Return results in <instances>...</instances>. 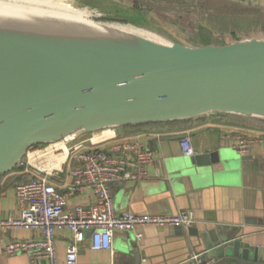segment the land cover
<instances>
[{
	"label": "water",
	"instance_id": "obj_1",
	"mask_svg": "<svg viewBox=\"0 0 264 264\" xmlns=\"http://www.w3.org/2000/svg\"><path fill=\"white\" fill-rule=\"evenodd\" d=\"M245 1L264 8V0ZM123 32L161 50L109 47L73 34L0 36V90L24 83L0 99V177L17 168L32 146L68 144L106 127L120 130L213 111L264 120V36L194 45L168 34L159 33L170 42ZM223 154L218 149L190 155L180 161V171L188 172L193 163L203 167L223 162L238 168L250 158ZM175 228L194 251L205 250L213 258L208 264H264L260 236ZM92 231L87 229L86 236ZM135 246L127 251L138 258Z\"/></svg>",
	"mask_w": 264,
	"mask_h": 264
},
{
	"label": "crops",
	"instance_id": "obj_2",
	"mask_svg": "<svg viewBox=\"0 0 264 264\" xmlns=\"http://www.w3.org/2000/svg\"><path fill=\"white\" fill-rule=\"evenodd\" d=\"M93 2L91 0L92 8H103L100 9L102 12H108L114 18L126 20V14H131L144 24L154 25L160 34H168L174 40L194 45L225 43L223 38L231 41L253 37L248 32H242L243 27L247 26L244 22H250L243 14V6L246 3L250 4L247 6L255 5L256 9L259 8V2L245 0ZM147 16L152 19V23H146ZM239 30L241 33L237 34ZM160 34L157 38H164ZM263 36L264 32L254 37ZM245 118L264 122L257 117L213 111L193 117L149 122L157 123L155 126L142 123L146 126L130 124L120 128L121 132L128 135L139 134L157 151L149 166L148 178L139 182L112 184L116 210L166 214L194 209L198 220L196 227L216 228L227 231L229 236L241 238L260 236L264 246V141L245 153L250 158L244 160L238 168L223 162L203 167L193 163L188 172L180 171L179 167L181 160L190 158V155L182 153L180 146L185 133L190 135L195 154L219 149L224 154L230 152L243 155L234 145L236 131L245 134L264 133V126ZM158 132L161 133L159 137ZM35 147H30L28 151H33ZM47 155L48 161L55 157L54 154ZM27 174L17 166L0 177V220L19 214L15 187L23 175ZM51 180L61 191H68L72 184L69 164H64ZM94 201L91 188H84L69 196L67 208L71 210L76 204L89 205ZM183 229L187 233V229ZM138 232L143 234L141 238L136 236ZM40 235L38 229L0 227V264H50L47 258L32 263L25 252L11 255L5 251L4 244L9 240L37 238ZM55 239L58 257L63 263L73 233L69 228H59L55 232ZM132 244L136 245L138 258L135 253L127 251L132 249ZM194 252L183 235L177 233L175 226L145 225L135 230H117L109 249L93 247L90 234L78 244L79 262L90 264H188L186 260Z\"/></svg>",
	"mask_w": 264,
	"mask_h": 264
},
{
	"label": "built area",
	"instance_id": "obj_3",
	"mask_svg": "<svg viewBox=\"0 0 264 264\" xmlns=\"http://www.w3.org/2000/svg\"><path fill=\"white\" fill-rule=\"evenodd\" d=\"M157 136H161L158 132ZM235 148L242 154L264 141V133L245 134L236 131ZM36 145L28 151L27 158L19 163L22 172L30 177L16 184L19 214L0 220L2 229H38L41 235L30 239H13L4 244L8 254L25 252L30 261L47 258L50 264L81 263L78 258V244L86 238V230L93 229L90 239L93 247L109 249L115 231L135 230L139 226H175L184 228L197 223L194 209H182L177 213H138L130 210L117 211L112 195V184L148 178L149 166L153 163L155 147L139 134L128 135L116 127L96 130L82 139L68 144L66 156L61 160L58 143ZM180 146L184 155L195 154L190 135L185 133ZM51 152V153H50ZM47 154H54L48 161ZM70 166L72 184L68 191H61L51 177L64 164ZM84 188H91L95 201L89 205L76 204L68 209L69 196ZM69 228L73 240L66 249L65 260H59L55 232ZM141 238L143 234H136ZM188 264H208L213 261L206 252H194L187 258Z\"/></svg>",
	"mask_w": 264,
	"mask_h": 264
},
{
	"label": "bare ground",
	"instance_id": "obj_4",
	"mask_svg": "<svg viewBox=\"0 0 264 264\" xmlns=\"http://www.w3.org/2000/svg\"><path fill=\"white\" fill-rule=\"evenodd\" d=\"M95 23L85 17L37 6H26L0 0V36L7 33L35 32L45 34H73L97 40L109 47H131L135 50H161L160 46L133 34ZM114 42L110 43V42ZM24 83L3 87L0 99L16 92ZM58 157L63 160L67 153L64 142H59ZM63 153V156H62Z\"/></svg>",
	"mask_w": 264,
	"mask_h": 264
},
{
	"label": "rangeland",
	"instance_id": "obj_5",
	"mask_svg": "<svg viewBox=\"0 0 264 264\" xmlns=\"http://www.w3.org/2000/svg\"><path fill=\"white\" fill-rule=\"evenodd\" d=\"M2 1L19 3L26 6H37L49 10H56L74 15H79L87 19L89 18L95 23L97 22L104 26H109L114 29L118 27L126 28V30L154 39L159 34L157 28L154 25L144 24V22L133 18L131 14H126V20H124V19L114 18L111 16L112 14L108 12H104V11L102 12L103 8H92L91 0H2ZM247 5L250 4L244 3L243 14L246 15L248 21L250 22H248L249 25L246 22H244L247 26L243 27L242 32L244 33L248 32L250 35H253V37L256 35H262V32H264V25H263L264 8H261V6H259V8L256 9V7H254L255 5L253 6H247ZM258 17L259 20L257 19ZM148 22L152 23V19L149 16H147L146 19V23ZM239 33H241L240 30L239 32H237V34ZM237 38H240V36H237ZM164 39L165 42H170L167 37H165ZM82 138L83 137L78 139H82Z\"/></svg>",
	"mask_w": 264,
	"mask_h": 264
},
{
	"label": "trees",
	"instance_id": "obj_6",
	"mask_svg": "<svg viewBox=\"0 0 264 264\" xmlns=\"http://www.w3.org/2000/svg\"><path fill=\"white\" fill-rule=\"evenodd\" d=\"M258 20H259V17L257 18ZM263 25H264V23H263ZM241 118H243V117H241ZM246 120H250V121H252L253 123H257V124H259V125H261V126H264V122L263 121H257V120H252V119H248V118H245ZM157 123H148V124H146V125H150V126H155ZM146 125H140V126H138V127H142V126H146ZM24 177L20 180V181H24V180H26V179H28L29 177H30V174H27V175H23ZM26 176V177H25Z\"/></svg>",
	"mask_w": 264,
	"mask_h": 264
}]
</instances>
